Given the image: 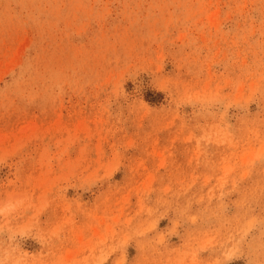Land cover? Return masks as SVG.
I'll return each mask as SVG.
<instances>
[{"label":"rangeland","instance_id":"1","mask_svg":"<svg viewBox=\"0 0 264 264\" xmlns=\"http://www.w3.org/2000/svg\"><path fill=\"white\" fill-rule=\"evenodd\" d=\"M0 264H264V0H0Z\"/></svg>","mask_w":264,"mask_h":264},{"label":"trees","instance_id":"2","mask_svg":"<svg viewBox=\"0 0 264 264\" xmlns=\"http://www.w3.org/2000/svg\"><path fill=\"white\" fill-rule=\"evenodd\" d=\"M147 101H148V102H152V101H151V100H149V99H148Z\"/></svg>","mask_w":264,"mask_h":264}]
</instances>
